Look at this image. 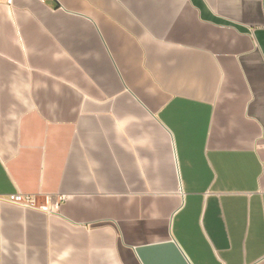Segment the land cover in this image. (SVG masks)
<instances>
[{
	"label": "crops",
	"instance_id": "obj_1",
	"mask_svg": "<svg viewBox=\"0 0 264 264\" xmlns=\"http://www.w3.org/2000/svg\"><path fill=\"white\" fill-rule=\"evenodd\" d=\"M264 0H0V264H264Z\"/></svg>",
	"mask_w": 264,
	"mask_h": 264
},
{
	"label": "built area",
	"instance_id": "obj_2",
	"mask_svg": "<svg viewBox=\"0 0 264 264\" xmlns=\"http://www.w3.org/2000/svg\"><path fill=\"white\" fill-rule=\"evenodd\" d=\"M13 3L14 0H5V4L8 7H12ZM66 199L67 197L64 195L45 196L44 200L40 202L37 195L17 193L0 196V203L6 202L25 209H32L51 215L58 211L59 206L64 203Z\"/></svg>",
	"mask_w": 264,
	"mask_h": 264
},
{
	"label": "water",
	"instance_id": "obj_3",
	"mask_svg": "<svg viewBox=\"0 0 264 264\" xmlns=\"http://www.w3.org/2000/svg\"><path fill=\"white\" fill-rule=\"evenodd\" d=\"M165 247L171 249L174 253H159L160 255H162V257H171L176 261L177 264H190L185 255L178 249V247H176L175 243H169ZM143 252L144 249H136V255L141 264H153L148 257V255L151 253Z\"/></svg>",
	"mask_w": 264,
	"mask_h": 264
}]
</instances>
